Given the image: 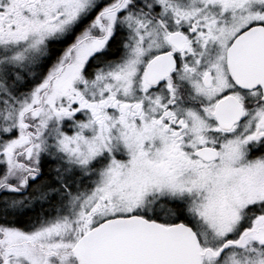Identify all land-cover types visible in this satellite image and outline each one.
I'll return each instance as SVG.
<instances>
[{
  "label": "snow or ice",
  "instance_id": "1",
  "mask_svg": "<svg viewBox=\"0 0 264 264\" xmlns=\"http://www.w3.org/2000/svg\"><path fill=\"white\" fill-rule=\"evenodd\" d=\"M0 264H264V0H0Z\"/></svg>",
  "mask_w": 264,
  "mask_h": 264
}]
</instances>
